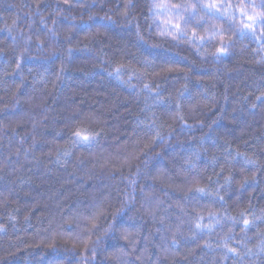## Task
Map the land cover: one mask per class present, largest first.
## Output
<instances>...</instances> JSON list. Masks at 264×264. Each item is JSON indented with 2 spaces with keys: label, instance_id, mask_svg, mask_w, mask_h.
Segmentation results:
<instances>
[{
  "label": "clouds",
  "instance_id": "1",
  "mask_svg": "<svg viewBox=\"0 0 264 264\" xmlns=\"http://www.w3.org/2000/svg\"><path fill=\"white\" fill-rule=\"evenodd\" d=\"M0 264H264V0H0Z\"/></svg>",
  "mask_w": 264,
  "mask_h": 264
}]
</instances>
